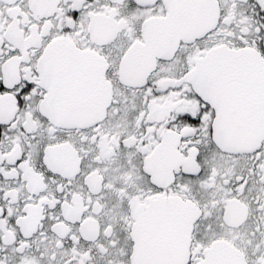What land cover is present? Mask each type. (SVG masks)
<instances>
[{"label":"snow or ice","instance_id":"obj_1","mask_svg":"<svg viewBox=\"0 0 264 264\" xmlns=\"http://www.w3.org/2000/svg\"><path fill=\"white\" fill-rule=\"evenodd\" d=\"M0 264H264V0H0Z\"/></svg>","mask_w":264,"mask_h":264}]
</instances>
